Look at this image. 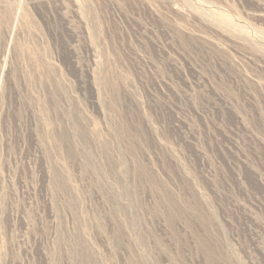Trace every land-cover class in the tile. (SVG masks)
Returning a JSON list of instances; mask_svg holds the SVG:
<instances>
[{
    "label": "rangeland",
    "instance_id": "1",
    "mask_svg": "<svg viewBox=\"0 0 264 264\" xmlns=\"http://www.w3.org/2000/svg\"><path fill=\"white\" fill-rule=\"evenodd\" d=\"M0 264H264V0H0Z\"/></svg>",
    "mask_w": 264,
    "mask_h": 264
}]
</instances>
